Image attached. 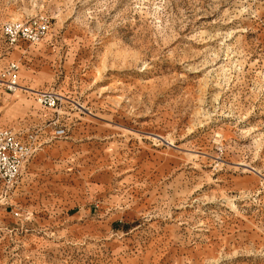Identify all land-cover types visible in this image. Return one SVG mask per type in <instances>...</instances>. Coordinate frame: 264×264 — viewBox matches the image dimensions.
<instances>
[{
    "label": "rangeland",
    "instance_id": "obj_1",
    "mask_svg": "<svg viewBox=\"0 0 264 264\" xmlns=\"http://www.w3.org/2000/svg\"><path fill=\"white\" fill-rule=\"evenodd\" d=\"M33 17L23 54L1 25ZM11 59L0 126L37 141L0 264H264V0H0Z\"/></svg>",
    "mask_w": 264,
    "mask_h": 264
},
{
    "label": "built area",
    "instance_id": "obj_2",
    "mask_svg": "<svg viewBox=\"0 0 264 264\" xmlns=\"http://www.w3.org/2000/svg\"><path fill=\"white\" fill-rule=\"evenodd\" d=\"M48 32V22L42 17L26 21H10L1 25V33L10 44L19 40L28 43L40 42ZM19 64L11 61L0 71V91L12 92L18 84ZM37 102L45 108H53L59 100L52 90H38ZM34 132L25 136L11 128L0 127V180L5 185H12L20 176L22 169L32 154L37 141Z\"/></svg>",
    "mask_w": 264,
    "mask_h": 264
},
{
    "label": "crops",
    "instance_id": "obj_3",
    "mask_svg": "<svg viewBox=\"0 0 264 264\" xmlns=\"http://www.w3.org/2000/svg\"><path fill=\"white\" fill-rule=\"evenodd\" d=\"M2 34V33H1ZM45 38V37H44ZM44 38L40 41V42H38V43H28V42H26V41H24V40H19L17 43H15V44H13V45H10V47H13V48H15L14 50H17V51H22L23 52V54L26 52V50H23V49H25L26 47H28L29 45H37V44H41L42 43V41L44 40ZM11 61H15V62H17L18 64H19V60H17V59H11V60H9V61H7L6 63H3V65H1L2 67L0 68V71L2 70V69H4L6 66H7V64L9 63V62H11ZM20 65H21V63L19 64V71H20ZM18 79H19V72H18ZM1 92V91H0ZM21 102V101H20ZM18 103V102H17ZM15 105V104H14ZM12 107V106H11ZM11 109V108H10ZM47 109H49V108H47ZM10 111V110H9ZM0 127H6V128H11L12 130H14L16 133H18V134H21V135H26L27 133H29V132H32V131H22V130H20V129H16V127H14V126H0Z\"/></svg>",
    "mask_w": 264,
    "mask_h": 264
},
{
    "label": "bare ground",
    "instance_id": "obj_4",
    "mask_svg": "<svg viewBox=\"0 0 264 264\" xmlns=\"http://www.w3.org/2000/svg\"><path fill=\"white\" fill-rule=\"evenodd\" d=\"M19 87H20V85H19ZM36 93H37V91H34V92H33V94H36Z\"/></svg>",
    "mask_w": 264,
    "mask_h": 264
}]
</instances>
